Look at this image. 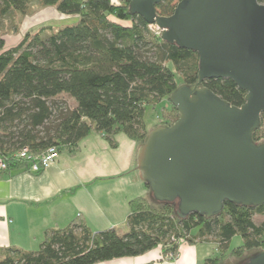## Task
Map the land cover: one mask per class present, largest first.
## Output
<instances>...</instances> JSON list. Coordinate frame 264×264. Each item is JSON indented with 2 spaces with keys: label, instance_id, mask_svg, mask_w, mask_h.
<instances>
[{
  "label": "trees",
  "instance_id": "trees-1",
  "mask_svg": "<svg viewBox=\"0 0 264 264\" xmlns=\"http://www.w3.org/2000/svg\"><path fill=\"white\" fill-rule=\"evenodd\" d=\"M179 1L163 0L156 6L158 14L172 15ZM130 2L0 0V152L8 170L29 167L17 156L23 148L40 157L50 147L75 148L93 131L103 133L113 146L118 132L143 145L149 133L147 107L170 102L180 85L198 81V53L164 41L143 17L130 13ZM47 6L79 20L60 28L43 26L6 49L3 36ZM203 85L231 105L245 103L246 91L232 79H207ZM169 104L170 117L158 126L178 119L177 108ZM253 139L264 142V115ZM130 206L124 234L115 228L92 231L78 218L65 228L47 229L37 250L0 247V264H97L159 246L165 255L176 254L181 241L215 242L217 254L206 264H221L228 252L239 258L264 250V220H254L256 214L264 217V205L226 201L211 218L198 213L180 218L176 203L152 197H137ZM236 236L242 242L232 248Z\"/></svg>",
  "mask_w": 264,
  "mask_h": 264
},
{
  "label": "water",
  "instance_id": "water-1",
  "mask_svg": "<svg viewBox=\"0 0 264 264\" xmlns=\"http://www.w3.org/2000/svg\"><path fill=\"white\" fill-rule=\"evenodd\" d=\"M163 0H131L130 13L161 30L170 44L198 53V81L170 95L178 119L148 133L138 169L151 197L176 203L177 214L218 216L226 201L264 205V142L253 132L264 115V3L258 0H181L172 15ZM232 79L246 91L234 106L203 85ZM237 264H264V250Z\"/></svg>",
  "mask_w": 264,
  "mask_h": 264
},
{
  "label": "crops",
  "instance_id": "crops-1",
  "mask_svg": "<svg viewBox=\"0 0 264 264\" xmlns=\"http://www.w3.org/2000/svg\"><path fill=\"white\" fill-rule=\"evenodd\" d=\"M77 19L55 6L40 7L3 36L5 48L43 26ZM114 140L113 146L103 133L93 131L75 148L60 150L40 172L24 166L1 172L0 247L37 250L47 229L65 228L78 218L95 232L126 226L130 201L150 198L151 192L138 169L142 144L124 132L116 133ZM217 251L215 242L183 241L177 258L168 259L159 246L140 256L97 264H205Z\"/></svg>",
  "mask_w": 264,
  "mask_h": 264
},
{
  "label": "rangeland",
  "instance_id": "rangeland-1",
  "mask_svg": "<svg viewBox=\"0 0 264 264\" xmlns=\"http://www.w3.org/2000/svg\"><path fill=\"white\" fill-rule=\"evenodd\" d=\"M79 19H77L76 21H69V22H63V23H58L56 25V27L60 28L63 26H67V25H72L78 22ZM63 24V25H62ZM156 33H158V29L153 26L152 28ZM176 80L178 82L181 81V76L179 74H176ZM69 102L71 104H73L74 102L72 101V99H69ZM170 102L168 100H163L162 103L158 104V105H154V106H148L146 111H145V115H144V120L146 123V127L147 130L150 132L151 130L155 129L158 125H160L162 122L166 121L169 119L170 115L168 112V109H170L171 105L169 104ZM162 121V122H161ZM254 220L256 223H261L264 220V217L262 215L256 214L254 216ZM119 233L124 234L126 232H128V228L126 226L120 227L118 228ZM242 238L240 236H236L234 237V239L232 240L231 243V247L235 248L237 246H239L242 242L241 240ZM183 241H181L180 243H182ZM180 246V245H179ZM179 250V249H178ZM257 251H250V252H245L241 257H236L233 255H230L228 252V255L224 258V260L222 261L221 264H237L238 262H242L247 260L251 255L255 254ZM216 255V254H215ZM214 255V256H215ZM178 252H177V256L178 257ZM169 259V258H168ZM199 264H204L202 262H200ZM206 264V262H205Z\"/></svg>",
  "mask_w": 264,
  "mask_h": 264
},
{
  "label": "built area",
  "instance_id": "built-area-1",
  "mask_svg": "<svg viewBox=\"0 0 264 264\" xmlns=\"http://www.w3.org/2000/svg\"><path fill=\"white\" fill-rule=\"evenodd\" d=\"M152 25L151 27L153 28ZM157 28V26H155ZM159 31L157 34L161 35V30L157 28ZM59 151L56 147H50L45 153H43L40 157L33 156L29 149L23 148L18 151L17 156L21 159L27 160L29 162V169L30 171L40 172L46 168H48L55 160L58 155ZM8 170L7 160L4 155L0 152V173L5 172ZM177 253H169L167 254V258L173 259L176 258Z\"/></svg>",
  "mask_w": 264,
  "mask_h": 264
}]
</instances>
